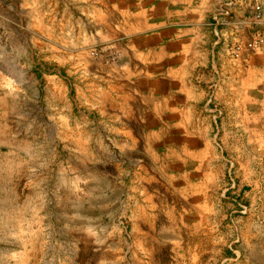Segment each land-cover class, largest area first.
<instances>
[{
  "label": "rangeland",
  "instance_id": "obj_1",
  "mask_svg": "<svg viewBox=\"0 0 264 264\" xmlns=\"http://www.w3.org/2000/svg\"><path fill=\"white\" fill-rule=\"evenodd\" d=\"M121 1L0 0V264H264V0L186 60Z\"/></svg>",
  "mask_w": 264,
  "mask_h": 264
},
{
  "label": "crops",
  "instance_id": "obj_2",
  "mask_svg": "<svg viewBox=\"0 0 264 264\" xmlns=\"http://www.w3.org/2000/svg\"><path fill=\"white\" fill-rule=\"evenodd\" d=\"M121 5L131 12L126 26L162 30L157 39L161 58L186 60L193 59L186 49L199 42L201 28L206 27L210 20H216L211 23L215 27L222 24L224 21L218 19L220 14L227 16V13H231V18H239L238 13L246 10L248 0H122ZM181 28H192L193 31L187 29L186 34L193 35L185 36V31L181 34ZM176 44H183L184 52L181 49L178 51Z\"/></svg>",
  "mask_w": 264,
  "mask_h": 264
}]
</instances>
